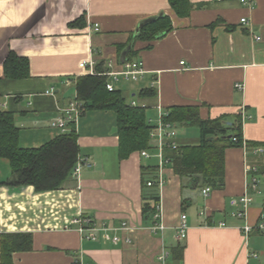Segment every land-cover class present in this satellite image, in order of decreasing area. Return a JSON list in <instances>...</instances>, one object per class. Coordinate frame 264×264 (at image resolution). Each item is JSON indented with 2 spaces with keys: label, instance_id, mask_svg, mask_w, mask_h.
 I'll list each match as a JSON object with an SVG mask.
<instances>
[{
  "label": "crops",
  "instance_id": "obj_1",
  "mask_svg": "<svg viewBox=\"0 0 264 264\" xmlns=\"http://www.w3.org/2000/svg\"><path fill=\"white\" fill-rule=\"evenodd\" d=\"M191 1V13L180 17L169 0H0V101L15 114L21 145L39 147L61 134L50 123L75 99L74 78L90 74L82 61L93 60L96 71L102 63L110 72L122 70L124 59L143 61L146 73L136 81L120 77L117 90L130 104L144 105L153 125L172 107L191 105L202 119L223 115L231 123L240 114L245 139L264 141V0H254V8L240 0ZM162 15L170 17L172 31L152 41L135 38L146 20ZM78 19L84 26H70ZM10 51L30 59V77H6ZM146 88L156 96L138 95ZM168 122L177 127L180 146L200 143L197 125ZM74 126L80 154L91 166L59 188L10 185L11 163L0 159V240L2 234L26 232L34 242L32 249L13 252L14 264H158L164 248L170 251L168 264H264V230L258 228L264 222L262 148H227L225 184L207 196L197 183L185 187L167 164L166 182L156 188L166 227L153 231L154 217L143 212L144 195L155 191L145 180L159 170L153 140L146 149L151 157L136 150L121 159L114 110L84 112ZM245 194L252 196L248 206L239 201ZM240 210L247 216L238 217ZM183 213L186 238L177 234ZM81 216L114 227L125 221L132 229L112 230L119 241L102 234L89 240L78 231L75 220ZM246 224L253 226L248 234ZM180 245L178 262L172 250Z\"/></svg>",
  "mask_w": 264,
  "mask_h": 264
},
{
  "label": "trees",
  "instance_id": "obj_2",
  "mask_svg": "<svg viewBox=\"0 0 264 264\" xmlns=\"http://www.w3.org/2000/svg\"><path fill=\"white\" fill-rule=\"evenodd\" d=\"M177 15L187 17L193 10L191 0H169ZM84 26L83 19H78L70 26ZM173 30V23L167 15L144 24L141 32L135 37L141 41H152L162 33ZM134 52L131 51L130 58ZM96 74L79 75L74 78L77 95L84 103V112L90 110H114L117 114L118 136L120 139V158H128L134 151L147 149L150 146V132L154 125L148 121L147 110L141 106H131L121 89L110 91L107 88L108 75L103 64L96 66ZM5 75L11 79L28 78L31 76L30 59L10 51L4 62ZM141 97H154L156 91L146 88L139 92ZM166 120L184 125H197L200 130L199 144L181 145L177 150H171L173 168L182 179L184 186L197 183L199 187L220 188L225 184V153L227 148L234 146L260 147L264 141L246 140L243 134L244 120L240 114L229 122L225 116L202 119L197 106L172 107ZM21 128L15 123V114L3 109L0 101V159L8 158L13 171L12 179L7 183L14 186L33 185L39 191L56 189L72 176L78 164L80 144L75 128L49 140L44 145L27 148L19 142ZM156 172H152L156 178ZM264 175V164L262 167ZM148 179L145 180L146 186ZM155 191L144 195L143 212L147 217L153 216L155 204L160 200ZM1 264H14L13 252L33 248L31 233H9L1 236ZM183 248H174L176 261L183 258Z\"/></svg>",
  "mask_w": 264,
  "mask_h": 264
},
{
  "label": "built area",
  "instance_id": "obj_3",
  "mask_svg": "<svg viewBox=\"0 0 264 264\" xmlns=\"http://www.w3.org/2000/svg\"><path fill=\"white\" fill-rule=\"evenodd\" d=\"M241 3L247 4L248 6L255 7V2L254 0H240ZM242 23H247V17H244L241 19ZM96 27L98 28L99 25L96 24ZM181 64H184V61L181 62ZM123 69L120 71H110V72H105L106 75H108V81H107V88L110 91H115L117 90L116 83L119 80L120 77H123L124 79L128 81H136L141 79L144 74L146 73V68L144 66L143 61L140 60H125L122 64ZM80 66L82 68H87L89 69L90 74H96L98 73L96 69L94 68L95 62L93 60L91 61H82L80 63ZM239 88H242V84H237ZM51 93H54V90L52 89ZM131 106H141L144 107V105L139 104L137 101H133L131 103ZM84 103L81 101L78 97H75L67 106L61 107L59 109V114L56 115L54 118H52L50 125L54 128L59 129L60 133H66L70 132L74 129V125L76 122L79 121L80 117L84 113ZM164 117V116H163ZM162 117V120L160 121L159 125H154L153 129L150 132V138L153 140V146L157 148V156L159 158V170L157 173L156 178H152L148 181V186H157L162 188L164 186V183L166 182L164 178V168L166 167L167 164H172L171 158L165 151L166 148H169L171 150H177V148L180 147L179 142L177 141V135H178V130L177 127L173 123H170L166 121ZM262 151L263 149H258V151ZM141 154L144 157H151L153 155L152 152L149 150H141ZM84 166H91L90 161L86 157L80 156L78 160V164L74 168V174L78 175L82 168ZM251 184L253 185L254 188H256L258 184V179L255 176H252L251 179ZM212 188L210 186L202 188V193L204 196H207L210 194ZM241 202L244 203L245 206H248L250 202L252 201V196H248V194H245L240 198ZM155 209L156 211L153 214L154 217V225L152 226L153 231H163L165 230L166 225L162 223V214H163V209L161 208L160 201H158L155 204ZM238 217H246L247 213L245 210H240L236 213ZM187 215L185 213L182 214L180 224L177 227V234L178 237L181 238H186L187 236V229H188V223H187ZM75 222L78 224L79 228L78 231L81 232V234L89 239V240H97L99 235L102 234V236L105 239H112L114 241H119L120 238L118 236H112L111 231L112 230H123V229H132L130 224L127 222H122L121 227H114L111 225H107L106 223H102L95 218H91L89 216H81L78 219L75 220ZM225 223H222V225ZM253 226L246 224L243 227V230L245 234H248ZM258 228L260 230H264V222L258 224ZM127 241H131L130 238L126 237ZM170 255V251L168 248H164L161 250V253L158 255V264H168V258ZM77 264H88L83 261L77 262Z\"/></svg>",
  "mask_w": 264,
  "mask_h": 264
},
{
  "label": "water",
  "instance_id": "obj_4",
  "mask_svg": "<svg viewBox=\"0 0 264 264\" xmlns=\"http://www.w3.org/2000/svg\"><path fill=\"white\" fill-rule=\"evenodd\" d=\"M155 19H156V18L148 19V20H146V23H147V22H150V21H153V20H155ZM125 60H127V59H124L123 62H124Z\"/></svg>",
  "mask_w": 264,
  "mask_h": 264
}]
</instances>
